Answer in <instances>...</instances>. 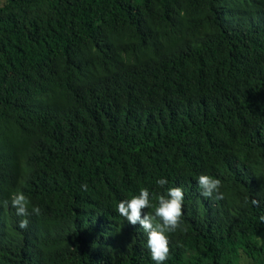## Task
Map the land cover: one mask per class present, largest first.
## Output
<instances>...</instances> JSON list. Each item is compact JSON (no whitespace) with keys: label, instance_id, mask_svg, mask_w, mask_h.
Returning a JSON list of instances; mask_svg holds the SVG:
<instances>
[{"label":"trees","instance_id":"1","mask_svg":"<svg viewBox=\"0 0 264 264\" xmlns=\"http://www.w3.org/2000/svg\"><path fill=\"white\" fill-rule=\"evenodd\" d=\"M173 187L164 264H264V0H0V264H155L116 206Z\"/></svg>","mask_w":264,"mask_h":264},{"label":"clouds","instance_id":"2","mask_svg":"<svg viewBox=\"0 0 264 264\" xmlns=\"http://www.w3.org/2000/svg\"><path fill=\"white\" fill-rule=\"evenodd\" d=\"M168 183L167 179L161 178L156 184L163 188ZM200 193L205 198H214L215 200L224 199V193L221 191L222 181L209 175H200L197 180ZM81 188L87 190V185L82 184ZM152 196L148 189L142 188L138 195L131 199H125L116 206L117 213L126 219L131 225L139 224L147 236L146 247L150 253V258L155 264H164L170 254V234L178 230L186 231L182 224L184 193L182 188L173 187L167 190L166 194H160L156 205L152 203ZM247 203V199H246ZM252 205L259 207L260 201L253 199ZM10 204L16 210V215L28 217L32 214L39 216L41 208L33 206L29 211V200L22 192L12 194ZM0 205L7 208L8 200L0 201ZM154 207L153 214H143V210ZM259 220L264 222V216ZM28 219H21L18 227L27 229Z\"/></svg>","mask_w":264,"mask_h":264},{"label":"rangeland","instance_id":"3","mask_svg":"<svg viewBox=\"0 0 264 264\" xmlns=\"http://www.w3.org/2000/svg\"><path fill=\"white\" fill-rule=\"evenodd\" d=\"M248 259L245 258V256H242L241 259L239 260V262L237 264H247L248 263Z\"/></svg>","mask_w":264,"mask_h":264}]
</instances>
